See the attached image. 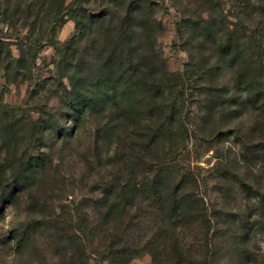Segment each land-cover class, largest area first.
<instances>
[{"label":"rangeland","instance_id":"rangeland-1","mask_svg":"<svg viewBox=\"0 0 264 264\" xmlns=\"http://www.w3.org/2000/svg\"><path fill=\"white\" fill-rule=\"evenodd\" d=\"M227 31L232 46L245 33L248 62L264 63V0H0V264H110L94 203L100 182L124 171L115 137L131 121H116L113 102L74 120L68 97L107 84L130 48L157 82L184 71L193 79L184 125L173 124L175 142L160 159L197 180L213 219L212 264L264 261V202L233 174L223 178L238 173L264 193V125H256L264 110L222 61ZM112 52L122 61L109 68ZM137 93L141 107L152 106ZM150 262L144 253L129 264Z\"/></svg>","mask_w":264,"mask_h":264},{"label":"trees","instance_id":"trees-1","mask_svg":"<svg viewBox=\"0 0 264 264\" xmlns=\"http://www.w3.org/2000/svg\"><path fill=\"white\" fill-rule=\"evenodd\" d=\"M231 34V31L222 33V61L233 66L238 86L246 90L247 98L249 93L253 95L252 108L264 110V63L255 66L254 62H248L246 56L251 54L245 47L248 39L245 33L235 41V47L231 44ZM129 52L127 67L114 74L107 84L97 79L88 87L92 92L68 97L74 120L94 114L99 107L113 102L120 106L116 121L124 122L126 118L131 121L130 133L115 137L118 146L115 163L124 171L116 175L109 173L108 178L100 182V193L95 197L96 236L103 241V253L110 264H129L144 253L150 255V264H212L213 219L208 215L207 202L197 192V180L190 169L178 166L171 174V166L160 159L171 150L175 135L173 124L184 125L181 118L188 89L195 87L193 79L184 71L172 74L173 79L168 83L157 82L151 70L145 71V66L132 61L131 48ZM259 53L264 54V49L259 48ZM109 56L106 61L109 68L122 61L115 52ZM149 78L151 89L146 87ZM137 91L143 93L146 100L150 97L152 106L141 107ZM172 92H176L175 95ZM256 123L264 125V120ZM161 143V155L150 157L156 154ZM123 147L129 150L126 158ZM218 171L223 170L218 168ZM225 174V181L233 174L242 188L264 202V193L252 191L238 173ZM263 205L257 209L260 217H264Z\"/></svg>","mask_w":264,"mask_h":264}]
</instances>
